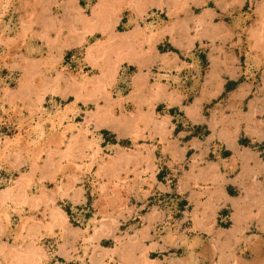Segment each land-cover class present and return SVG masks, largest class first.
Instances as JSON below:
<instances>
[{"label":"rangeland","instance_id":"rangeland-1","mask_svg":"<svg viewBox=\"0 0 264 264\" xmlns=\"http://www.w3.org/2000/svg\"><path fill=\"white\" fill-rule=\"evenodd\" d=\"M85 3L0 0V264H264V0Z\"/></svg>","mask_w":264,"mask_h":264},{"label":"bare ground","instance_id":"bare-ground-1","mask_svg":"<svg viewBox=\"0 0 264 264\" xmlns=\"http://www.w3.org/2000/svg\"><path fill=\"white\" fill-rule=\"evenodd\" d=\"M99 7H100V6H99ZM96 10H97V9H96ZM97 11L99 12V9H98ZM88 24H89V23H88ZM136 25H137V24H136ZM146 28H147V27H146ZM148 29H149V28H148ZM141 30H142V29H140V31H141ZM150 30H151V29H150ZM145 31H146V29H145ZM147 31H148V30H147ZM154 31H155V30H154ZM134 32H135V31H134ZM138 32H139V31H138ZM87 33H92V29H90V25L88 26ZM148 33H149V32H148ZM152 33H153V32H152ZM140 34H141V33H140ZM142 34H144V31L142 32ZM146 35H147V34H146ZM146 35H145V36H146ZM147 36H149V35H147ZM147 36H146V37H147ZM138 37L141 38V35H140V36L138 35ZM149 37H150V36H149ZM143 38H144V37H143ZM134 40H135V39H134ZM146 40H147V39H146ZM115 45H116V44H115ZM91 50H93V49L90 48V49L88 50L86 56L88 57V59L94 61L96 58H99V57H100V54H99V56L97 57V56H96L97 53L94 52V51L97 52V50H96L95 48H94V51H91ZM93 52H94V53H93ZM114 54H115V53H114ZM109 68H112L110 64L108 65V69H109ZM176 75H177V74H176ZM165 76H166V75H165ZM158 78H159V77H158ZM166 78H167V77H166ZM77 79H78V78H77ZM84 79H85V78H84ZM159 79H161V77H160ZM172 79H174V78H172ZM174 80H175V79H174ZM83 81H84V80H83ZM165 81H166V79H165ZM171 83H172V82H171ZM92 85H93V84H92ZM175 87H176V86H175ZM120 106H121V105H120ZM65 110H66V109H65ZM62 111H63V109H62ZM56 112H57V111H56ZM58 112H59V111H58ZM65 112H68V110H66ZM69 112H70V111H69ZM69 112H68V113H69ZM59 113L62 114L63 112H59ZM72 113H73V112H72ZM72 113H71V114H72ZM69 114H70V113H69ZM71 114H70V115H71ZM64 115H65V114H64ZM66 115H67V114H66ZM60 116H63V115H59V117H56L57 121H55L54 119H49V122H48V123H50V126H49V127H51L52 130H55V131H56V130L60 129V127L62 126L63 121L65 120V118L60 117ZM40 117H41V116H40ZM52 117H53V115H52ZM52 117H51V118H52ZM42 118H43V117H42ZM44 118H45V117H44ZM44 118H43V119H44ZM39 120H40V119H39ZM41 120H42V119H41ZM32 121H33V120H32ZM47 121H48V120H47ZM47 121H46V122H47ZM72 121H73V120H72ZM42 122L44 123V121H42ZM42 122H41V123H42ZM71 123H72V122H71ZM36 124H37V123H36ZM67 124H68V123H67ZM19 126H20V125H19ZM21 126H22V125H21ZM21 126H20V127H21ZM71 126H72V125H71ZM35 127H36V126H35ZM42 127H43V126H42ZM45 127H46V126H45ZM78 127H79V126H78ZM26 128H27V127H26ZM31 128H32V127H31ZM73 128H74V127H73ZM73 128H72V129H73ZM20 129H21V128H20ZM34 129H35V128H34ZM34 129H33V130H34ZM36 129H37V128H36ZM66 129H67V126H66ZM69 129H70V128H69ZM69 129H68V130H69ZM72 129H71V130H72ZM74 129H75V128H74ZM80 129H81V128H80ZM17 130H18V129H17ZM26 130H27V129H26ZM33 130H31V133H32ZM19 131H20V130H19ZM42 131H43V130H42ZM64 131H65V130H64ZM72 131H73V130H72ZM76 131H77V130H76ZM25 132H26V131H25ZM84 132H85V131H84ZM86 132H87V131H86ZM86 132H85V133H86ZM36 133H37V132H36ZM38 133H39V131H38ZM41 133H42V132H41ZM62 133H63V132H62ZM65 133H66V131H65ZM81 133H82V132H81ZM85 133H84V136H83V137L86 136ZM24 134H25V133H24ZM29 134H30V133H29ZM29 134H28V135H29ZM34 134H35V133H34ZM42 134H43V133H42ZM35 135H36V134H35ZM37 135H38V134H37ZM64 135H65V134H64ZM22 137H23V136H22ZM27 137H28V136H27ZM28 138H29V137H28ZM32 138H33V137H32ZM26 140H27V138H26ZM96 145H98V144H96ZM97 149H98V147H97ZM95 152H96V151H95ZM97 153H98V151H97ZM95 157H96V156H95ZM102 158H103V157H102ZM98 159H100V157H99ZM100 160H102V159H100ZM79 169H80V168H79ZM77 170H78V169H77ZM80 171H81V170H80ZM84 172H85V171H84ZM81 175H82V174H81ZM94 226H95V225H94ZM88 227H89V226H87V228H88ZM91 227H93V226H91ZM181 240H182V239H181ZM184 240H185V239H184ZM192 241H193V240H191V242H192ZM191 242H190V243H191ZM182 243H183V242H182ZM188 244H189V243H188ZM191 244H192V243H191ZM191 244H190V246H191ZM192 247H193V244H192ZM188 248H189V247H188ZM192 250H194V249H192ZM190 253H192V252H190Z\"/></svg>","mask_w":264,"mask_h":264},{"label":"snow or ice","instance_id":"snow-or-ice-1","mask_svg":"<svg viewBox=\"0 0 264 264\" xmlns=\"http://www.w3.org/2000/svg\"><path fill=\"white\" fill-rule=\"evenodd\" d=\"M80 5L83 8L85 14H88L90 12L88 6L85 3V0H80ZM0 175H4V173L0 172Z\"/></svg>","mask_w":264,"mask_h":264}]
</instances>
